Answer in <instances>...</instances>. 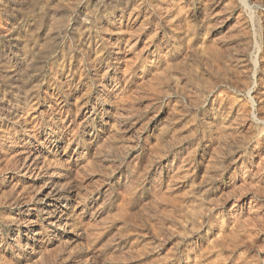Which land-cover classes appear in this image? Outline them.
I'll list each match as a JSON object with an SVG mask.
<instances>
[{
  "label": "rangeland",
  "instance_id": "374dc122",
  "mask_svg": "<svg viewBox=\"0 0 264 264\" xmlns=\"http://www.w3.org/2000/svg\"><path fill=\"white\" fill-rule=\"evenodd\" d=\"M0 264H264V0H0Z\"/></svg>",
  "mask_w": 264,
  "mask_h": 264
}]
</instances>
